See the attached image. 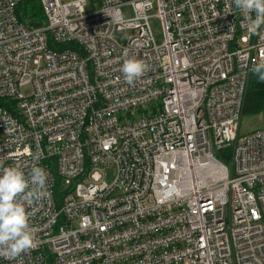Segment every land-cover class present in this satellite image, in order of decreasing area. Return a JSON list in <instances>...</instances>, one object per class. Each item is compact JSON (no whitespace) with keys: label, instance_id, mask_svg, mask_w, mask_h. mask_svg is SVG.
<instances>
[{"label":"built area","instance_id":"built-area-1","mask_svg":"<svg viewBox=\"0 0 264 264\" xmlns=\"http://www.w3.org/2000/svg\"><path fill=\"white\" fill-rule=\"evenodd\" d=\"M21 1L0 0V160L49 195L0 264H264V128L240 132L264 39L232 0H40V27Z\"/></svg>","mask_w":264,"mask_h":264},{"label":"clouds","instance_id":"clouds-1","mask_svg":"<svg viewBox=\"0 0 264 264\" xmlns=\"http://www.w3.org/2000/svg\"><path fill=\"white\" fill-rule=\"evenodd\" d=\"M247 21V31L264 39V0H232ZM255 13V17H252ZM123 79L132 85L149 71V65L135 57L126 58L120 68ZM252 73L264 81V60L254 63ZM39 161L40 155L33 157ZM49 174L33 164L26 172L20 165L5 166L0 160V256L16 260L37 246L32 213L26 205L41 202L48 193Z\"/></svg>","mask_w":264,"mask_h":264},{"label":"trees","instance_id":"trees-1","mask_svg":"<svg viewBox=\"0 0 264 264\" xmlns=\"http://www.w3.org/2000/svg\"><path fill=\"white\" fill-rule=\"evenodd\" d=\"M18 18L22 22H44L40 0H22L16 8ZM264 113V81H260L257 76L251 73L248 88L244 100L243 115H254ZM225 152H229L226 150ZM55 188V201L61 199L63 191L59 189V182Z\"/></svg>","mask_w":264,"mask_h":264},{"label":"rangeland","instance_id":"rangeland-1","mask_svg":"<svg viewBox=\"0 0 264 264\" xmlns=\"http://www.w3.org/2000/svg\"><path fill=\"white\" fill-rule=\"evenodd\" d=\"M64 2L72 1V0H63ZM91 5H89L86 9L90 10ZM153 24V30L157 37L161 34V27L159 20H152ZM20 91L25 94L26 96L31 93L30 87H24L21 88ZM135 118H139V115H136ZM264 128V113L254 114V115H243L241 126H240V132L242 135L247 134L251 131L262 129ZM106 175V180L111 181L115 174V168L114 167H108L104 171ZM61 186H63L62 182H59V189H61Z\"/></svg>","mask_w":264,"mask_h":264},{"label":"water","instance_id":"water-1","mask_svg":"<svg viewBox=\"0 0 264 264\" xmlns=\"http://www.w3.org/2000/svg\"><path fill=\"white\" fill-rule=\"evenodd\" d=\"M30 25L31 26H33V27H40V26H42L43 25V23L42 22H30Z\"/></svg>","mask_w":264,"mask_h":264},{"label":"bare ground","instance_id":"bare-ground-1","mask_svg":"<svg viewBox=\"0 0 264 264\" xmlns=\"http://www.w3.org/2000/svg\"><path fill=\"white\" fill-rule=\"evenodd\" d=\"M32 22H33V21H32ZM28 24L30 25V22H28ZM30 26H31V25H30ZM32 27H33V26H32ZM227 150H229V148H228ZM229 151H230V150H229ZM224 161H226V160H224ZM224 161H223V162H224ZM58 182H60V181H58Z\"/></svg>","mask_w":264,"mask_h":264}]
</instances>
